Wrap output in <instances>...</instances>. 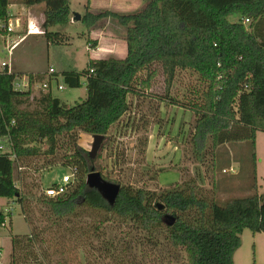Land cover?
<instances>
[{
  "label": "trees",
  "instance_id": "16d2710c",
  "mask_svg": "<svg viewBox=\"0 0 264 264\" xmlns=\"http://www.w3.org/2000/svg\"><path fill=\"white\" fill-rule=\"evenodd\" d=\"M17 3H45L43 36L54 47L68 44L67 37L50 30L71 22V0H0V35L7 34L9 9ZM90 3L88 0L81 22L91 29L102 21H117L126 28L128 55L123 60H90L82 72L60 75L70 89L82 88L85 79L86 100L68 107L54 98L51 88L38 96L33 90L17 91L14 84L20 74L7 68L0 71V140L8 146L6 152H0V199L15 200L31 227V234L12 238L9 263L102 262L109 259L113 247L104 240L97 249L104 239L103 228L118 223L144 231L142 251H149L142 252L145 259L164 246L171 258L183 252L187 264H234L241 235L245 231L264 234V195L231 198L221 205L191 188H176L155 197L141 189L122 187L112 206L86 183L90 161L76 146L77 133L108 135L129 113V98L140 94L138 86L149 87L157 74L153 68L159 65L167 94L179 71L199 74L207 87L201 100L192 104L196 114L192 144L197 160L209 150V142L215 151L228 143L250 142L255 160L257 134L264 133V0H150L144 9L130 15L91 14ZM236 14L241 20L230 22L229 17ZM143 73L148 75L146 82L139 81ZM27 77L33 86L43 82L46 74ZM62 137L69 138L74 149L61 158V164L73 170L75 180L58 198L41 196L37 219L32 204L15 183L16 165L39 157L43 143L48 145L44 154L54 159ZM46 164L51 167L56 161ZM254 181L257 191L256 178ZM157 201L163 202L164 211ZM166 214L175 219L173 226L163 221ZM6 219L5 212H0V228ZM61 247L64 251L60 252ZM122 251L131 254L127 248Z\"/></svg>",
  "mask_w": 264,
  "mask_h": 264
},
{
  "label": "rangeland",
  "instance_id": "374dc122",
  "mask_svg": "<svg viewBox=\"0 0 264 264\" xmlns=\"http://www.w3.org/2000/svg\"><path fill=\"white\" fill-rule=\"evenodd\" d=\"M87 5L88 0H71V22L50 30L67 37L69 42L66 46L54 47L48 44L44 36L29 37L25 36L26 31H18L13 35L15 38L9 54L10 46L6 48L5 40L0 35V71L3 70V62L11 64L15 72L44 70L47 75L50 68L78 73L85 70L91 58L87 52L89 40L82 35L87 28L82 22H75L74 15L78 14L83 18ZM12 10L16 8L13 7ZM240 20L239 14L229 17L230 22ZM38 26L42 29V25ZM122 29L126 34V28ZM153 69L157 74L148 83L149 87L138 86L140 94L129 98V113L106 135L100 155L93 163L96 171L109 183L133 190L141 189L155 197L176 188H191L198 194H204L209 200L214 199L224 205L231 198L264 195V133L257 134L255 160L250 142L228 143L216 151L209 142V150L197 160L192 144L196 128V114L192 110V104L201 100L207 87L199 74L190 70L179 71L172 90L167 94L163 70L159 65ZM147 76L146 73L141 74L139 81L146 82ZM19 77L22 80L27 78L25 75ZM61 83V80L53 83V96L61 99L68 107L87 99L85 79L82 81V88L76 89L64 86L65 90H58ZM40 91L43 90L38 84L33 93L38 96ZM92 142V135L77 133L76 146L86 154L92 149ZM5 146L8 147L6 143ZM47 148L48 145L43 143L39 146L43 151L39 157L17 163L14 176L16 185L22 190L27 202L32 204L34 217L37 219L44 191L73 173V170L61 164V158L74 149L69 144V138H61L54 159L44 154ZM47 161H56V165L49 167ZM233 168L236 174L230 171ZM255 178L259 186L257 191L253 189ZM157 202L163 204L161 201ZM0 212L7 215L4 228H0V264H10L12 238L31 234V227L24 217L22 207L15 200L0 199ZM168 215L164 218L170 217ZM133 229L132 225H106L103 228L104 239L101 238L96 247H102L104 240L113 245L110 257L102 262L92 259L90 264H121L124 260L128 264H187L183 252L171 258V255L166 256L164 246L145 259L142 252L146 254L148 250L142 251L141 245L144 231L138 227L136 231ZM260 237L261 234L254 235L251 231H245L241 235L242 243L234 254V264H258L262 261L264 250ZM125 248L131 253L129 256L122 251ZM59 251H64V248L61 247ZM96 255L102 256L98 252ZM81 258L83 261V254Z\"/></svg>",
  "mask_w": 264,
  "mask_h": 264
},
{
  "label": "crops",
  "instance_id": "0c3cea01",
  "mask_svg": "<svg viewBox=\"0 0 264 264\" xmlns=\"http://www.w3.org/2000/svg\"><path fill=\"white\" fill-rule=\"evenodd\" d=\"M150 0H91L89 12L91 14H98L101 12H115L121 15H130L135 14L149 3ZM13 7L16 10H12ZM46 9L45 3H39L33 6H26L24 4L17 3L9 9L10 21L9 23L13 25L14 33L20 31V33H25V36H35L28 35L27 27L28 22L31 20L35 24H44L45 17L44 11ZM86 13V12H85ZM19 25L17 26V22ZM77 22V21H75ZM81 22V21H78ZM20 28V29H19ZM19 29V30H18ZM14 33L1 35L5 40L6 48H11V43L14 40ZM62 34V33H61ZM83 36L87 37L89 41L92 42V45H88L87 52L90 54V60H107V59H126L127 52V43H126V34L122 29V26L115 20H107L98 23L93 26L91 29H86V32L82 33ZM39 36V35H37ZM36 36V37H37ZM43 36V35H40ZM12 40V41H11ZM89 48V49H88ZM9 50V49H8ZM11 65V64H10ZM10 72L17 75H38V73H44V70H38L33 72H15L11 68ZM58 75L56 76V81L64 85L62 75L65 70H55ZM69 72V71H67ZM71 72V71H70ZM60 78V79H59ZM88 92V91H87ZM58 184L60 182H57ZM258 184V183H257ZM259 187V186H258ZM10 201V200H9ZM255 237V236H254ZM260 244L264 250V234H261L259 238ZM262 261L258 264H264V256H262Z\"/></svg>",
  "mask_w": 264,
  "mask_h": 264
},
{
  "label": "built area",
  "instance_id": "2783aa9c",
  "mask_svg": "<svg viewBox=\"0 0 264 264\" xmlns=\"http://www.w3.org/2000/svg\"><path fill=\"white\" fill-rule=\"evenodd\" d=\"M45 23V22H44ZM246 23H249V19L246 20ZM19 25V21L17 22V26ZM41 25V24H40ZM43 25L42 24V29L38 26V24H35L34 22H32L31 20H29L28 22V27H27V33L28 35H44V29H43ZM43 30V32H42ZM6 31L8 34L10 33H14L15 30L13 29V25L8 23ZM11 48H9V54H10ZM1 67L4 69H8L9 72L11 70V65L3 62ZM56 72L53 68H50L47 72L46 75V79L43 82H36L34 83V85H31L30 79L29 77L26 78V80H22L20 77L16 79L15 81V89L17 91H30L33 90L35 88V86H37L38 84L40 85L42 90H49L50 88L52 89V85L53 83L56 81L55 76H56ZM58 90H65L64 85H59ZM6 146H5V142L4 140H0V152H6ZM15 157H12V159H14ZM230 171L234 174H236L237 172L235 171V169H230ZM74 178V173H72L71 175H66L62 182H60L59 184L56 183L54 184L52 187L47 188L44 192L46 194V196L50 197V198H58L64 194L67 193V191L69 190V184L73 181Z\"/></svg>",
  "mask_w": 264,
  "mask_h": 264
},
{
  "label": "water",
  "instance_id": "95a60500",
  "mask_svg": "<svg viewBox=\"0 0 264 264\" xmlns=\"http://www.w3.org/2000/svg\"><path fill=\"white\" fill-rule=\"evenodd\" d=\"M75 21H80L82 19V16L75 14L74 15ZM93 142L91 145V150L88 152V159L91 164V171L87 176L86 183L89 185L91 189H96L101 193L103 198L112 206L115 205V202L117 201V198L121 192V185L118 184H112L104 180L102 174L99 171H96L95 166H93V163L97 160L98 156L100 155V152L102 150V145L106 141V135H92ZM160 211H164L165 207L162 204L158 205ZM167 225L173 226L176 222L175 219L171 217H166L163 220Z\"/></svg>",
  "mask_w": 264,
  "mask_h": 264
}]
</instances>
